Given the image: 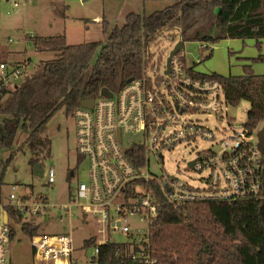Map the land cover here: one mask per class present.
<instances>
[{
	"label": "built area",
	"instance_id": "built-area-1",
	"mask_svg": "<svg viewBox=\"0 0 264 264\" xmlns=\"http://www.w3.org/2000/svg\"><path fill=\"white\" fill-rule=\"evenodd\" d=\"M14 6L19 7L20 2L15 1ZM152 49H148L146 60ZM183 52L174 55L169 73L167 63L161 70L160 60L152 56L144 63L142 75L120 91L101 94L92 107L79 104L73 112L77 153L89 164V179L71 189V201L60 207L64 211L60 220L64 221L65 215L72 218L74 210L91 215L100 226V235L93 237V252L79 260L72 231L41 234L32 239L33 262L19 264H99L101 247L110 242H127L136 263L155 264L150 224L159 217L163 205L178 209L195 203L264 200L263 154L255 131L244 126L233 128L227 136L226 127L216 126L218 134L208 125V119L220 112L221 118L229 120L223 111V106H228L223 85L217 79L191 74L182 60ZM24 62H1L0 84L15 85L27 77L30 62ZM198 140L209 147L198 152L188 169L201 175L195 178L200 184L152 170V157L163 165L165 149ZM45 174L48 184L53 185L57 180L55 167L50 166ZM33 197L11 192L8 204L31 215L49 209L48 197L41 193ZM111 231L125 239H111ZM11 241L10 224L1 220L0 264H13L8 251Z\"/></svg>",
	"mask_w": 264,
	"mask_h": 264
},
{
	"label": "trees",
	"instance_id": "trees-1",
	"mask_svg": "<svg viewBox=\"0 0 264 264\" xmlns=\"http://www.w3.org/2000/svg\"><path fill=\"white\" fill-rule=\"evenodd\" d=\"M104 29L108 35L105 42L69 44L64 35L31 36L35 51L53 50L59 55L37 64L27 75L29 79L15 85L0 84V153L11 152L5 160L0 158L3 169L19 150L29 151L32 166L41 162L42 156L49 158L52 143L44 134L51 117L63 109L67 117L73 116L84 98L99 97L104 87L120 91L129 79L142 75L144 63L153 56L146 60L148 49L156 46L166 31L178 30L184 43L251 37L260 45L264 39V0H173L150 14L130 13L124 24ZM163 56L161 53L160 61ZM248 60L243 75L187 69L197 77L217 79L229 105L249 100L244 126L253 131L264 122V73L256 74L251 63L263 62L264 53ZM20 131L27 137L16 146ZM3 199L0 184V204ZM5 209L13 223H22L25 233L36 235L35 225L19 208L8 204ZM10 229L13 238V224ZM150 229L155 264H264V200L195 203L178 209L165 204ZM91 244L93 237L85 241L84 248ZM128 245L110 242L102 246L99 264H138Z\"/></svg>",
	"mask_w": 264,
	"mask_h": 264
},
{
	"label": "rangeland",
	"instance_id": "rangeland-1",
	"mask_svg": "<svg viewBox=\"0 0 264 264\" xmlns=\"http://www.w3.org/2000/svg\"><path fill=\"white\" fill-rule=\"evenodd\" d=\"M15 1L20 2L19 7L14 6ZM172 2L173 0H0V59L8 62L29 61L31 62L29 72L32 74L35 66L41 61L56 58L59 54L53 50L35 51L30 40L31 36L64 35L69 44L105 42L108 35L104 28L111 30L116 25L124 24L130 13L150 14L169 6ZM173 34L177 35L174 40ZM179 40L181 35L176 29L166 31L158 38L152 52L155 59H159L163 53V59L159 63L161 70L167 63L173 46ZM182 50L185 54H182V60L201 73L217 72L223 76L243 75L245 59L264 53V39L260 45L251 37L226 38L216 43L189 41L184 43ZM9 53L12 57L8 56ZM251 66L256 74L264 73V61L252 62ZM166 72H170L167 67ZM250 107L251 102L247 99L242 100L238 106L224 105L223 111L229 120L221 118L220 112L208 119V125L214 129L216 126L219 129L226 127L225 135L229 136L233 128L237 130L244 128ZM263 124L264 122L254 129L256 135ZM47 126L44 135L50 139L52 150L49 158L41 157L43 175L34 172V166L29 162L28 150L26 152L19 150L14 161L6 169H3L0 163V184L4 198L0 207L9 202L8 196L11 192L28 193V197L41 193L48 197L49 209L36 215L27 213V219L34 225L40 224L38 233L54 235V233L72 231L74 246L77 248L75 255L79 260H84L78 248H81L90 236L100 235L97 231L100 226L92 220L91 215L87 217L79 210H74L75 215L72 218L65 215V220L61 221L60 216L64 211L60 207L71 201V189L76 187L79 181H88L89 164L82 162L75 173L71 174L77 164V125L73 116L67 117L65 110H60L51 117ZM215 131L219 134L218 130ZM26 137L27 133L20 131L16 146L22 145ZM208 147L209 144L201 140L191 144L179 143L173 150H164L166 159L163 165L152 157L151 168L158 175L165 172L194 185L200 184L198 179L201 175L188 169V163L196 158L200 150ZM10 153L9 150H3L0 153L1 160H5ZM50 166L56 169L57 180L53 185L48 184L45 174ZM13 186L16 187L15 190ZM133 223L136 222L132 221ZM13 225L16 236L9 248L10 254L13 253L17 262L29 260L32 239L23 233L20 223L16 222ZM110 238L124 240L125 236L111 231ZM83 249L90 255L93 252V245Z\"/></svg>",
	"mask_w": 264,
	"mask_h": 264
},
{
	"label": "water",
	"instance_id": "water-1",
	"mask_svg": "<svg viewBox=\"0 0 264 264\" xmlns=\"http://www.w3.org/2000/svg\"><path fill=\"white\" fill-rule=\"evenodd\" d=\"M177 35L173 34L172 39L174 40L175 37ZM184 48V40L181 39L179 40L174 46L173 49L171 50V53L169 55V57L167 58V68L170 69V64H171V60L173 59L174 55L179 53L182 49ZM30 76H27V79H29ZM133 78L129 79V82L132 81ZM110 93V88L104 87L103 90L101 91V94L104 95H108ZM95 101V97H86L83 100H81L80 105L83 107H92ZM257 138L259 139L258 141V148L260 150V152L262 154H264V124L263 126L258 130L257 132ZM193 162H190V166H192ZM34 172L43 175V168H42V163L38 162L35 164L34 166ZM1 207H0V222L1 220H5V221H9V216H8V212H5V216L6 218H3V216H1Z\"/></svg>",
	"mask_w": 264,
	"mask_h": 264
},
{
	"label": "crops",
	"instance_id": "crops-1",
	"mask_svg": "<svg viewBox=\"0 0 264 264\" xmlns=\"http://www.w3.org/2000/svg\"><path fill=\"white\" fill-rule=\"evenodd\" d=\"M32 35H34L33 33H31ZM30 34V35H31ZM36 35V34H35ZM47 37H49V36H47ZM181 39H182V37H181ZM30 42V41H29ZM33 47H34V44H33ZM35 49V48H34ZM9 57H12V55H11V53H9V55H8ZM246 61H245V64L246 63H250V61L248 60V59H245ZM31 63V62H30ZM244 64V65H245ZM195 68V67H194ZM196 70H197V68H195ZM7 157H9V155L7 156ZM72 174V173H71ZM73 175V174H72ZM9 201H10V199H9ZM5 209H4V207L2 208V210H1V216H3V218H6V216H5ZM8 212V211H7ZM8 216H9V214H8ZM88 219V218H87ZM133 221H135L136 222V220H133ZM9 224H13V221L10 219V216H9ZM85 222V224H87V220H85L84 221ZM20 224H22V223H20ZM39 225L40 224H36L35 225V227H36V235H34V236H38V235H41L42 233H38V230H39ZM21 229H22V225H21ZM23 231V230H22ZM23 233H25L24 231H23ZM27 234V233H26ZM44 234H46V233H44ZM29 237H31L29 234H27ZM15 236H16V234H15ZM15 236L12 238V241H13V239L15 238ZM34 236L33 237H31V239H33L34 238ZM91 237H94V236H90V238ZM12 241H11V244H12ZM86 241V240H85ZM85 241H84V243H85ZM11 244H10V246H9V248L11 247ZM84 248V244H83V246L81 247V248H78V249H80L81 250V254H80V256L81 257H85L88 253L86 252V250L85 249H83ZM33 247H32V240H31V247L29 248V251H30V253H29V255H30V259L29 260H22V261H19V262H17V261H15L14 260V256H13V253H11L10 254V252L11 251H9V249H8V251H9V261L11 262V263H13V264H19V263H32L33 262ZM75 249L77 250V248L75 247Z\"/></svg>",
	"mask_w": 264,
	"mask_h": 264
},
{
	"label": "flooded vegetation",
	"instance_id": "flooded-vegetation-1",
	"mask_svg": "<svg viewBox=\"0 0 264 264\" xmlns=\"http://www.w3.org/2000/svg\"><path fill=\"white\" fill-rule=\"evenodd\" d=\"M76 154H77V164H76V166L74 167V169L71 171V173L72 174H74L75 173V171H76V169L79 167V165L82 163L78 158V153H77V147H76Z\"/></svg>",
	"mask_w": 264,
	"mask_h": 264
},
{
	"label": "bare ground",
	"instance_id": "bare-ground-1",
	"mask_svg": "<svg viewBox=\"0 0 264 264\" xmlns=\"http://www.w3.org/2000/svg\"><path fill=\"white\" fill-rule=\"evenodd\" d=\"M59 264H63V262L62 261H59ZM64 264H65V262H64Z\"/></svg>",
	"mask_w": 264,
	"mask_h": 264
}]
</instances>
